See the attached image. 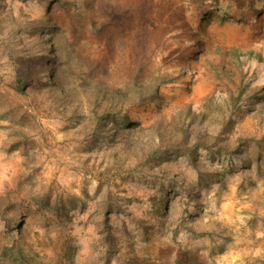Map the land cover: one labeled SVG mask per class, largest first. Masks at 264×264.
<instances>
[{
  "label": "rangeland",
  "instance_id": "rangeland-1",
  "mask_svg": "<svg viewBox=\"0 0 264 264\" xmlns=\"http://www.w3.org/2000/svg\"><path fill=\"white\" fill-rule=\"evenodd\" d=\"M0 264H264V0H0Z\"/></svg>",
  "mask_w": 264,
  "mask_h": 264
},
{
  "label": "trees",
  "instance_id": "trees-1",
  "mask_svg": "<svg viewBox=\"0 0 264 264\" xmlns=\"http://www.w3.org/2000/svg\"><path fill=\"white\" fill-rule=\"evenodd\" d=\"M231 95L233 94V92H230ZM213 99V98H211ZM211 99L206 100V104L209 103V101ZM207 106V105H206ZM191 105H185L179 108V115H187V114H192L194 115L195 113L191 111ZM236 107H233L230 109L229 115L227 114L226 118H227V122L226 124L231 123V118H232V113L235 111ZM206 109L205 107H203L201 109V111H199L198 116L202 117L203 115H206ZM160 130V129H159ZM161 132V131H158ZM159 135H161V133H159ZM209 135L207 133V131L205 129H203L202 131H200L196 136H195V142L193 143H189L190 142V136L189 134H187L186 130H184L183 128H181V134L179 137V143L171 145L174 146V149H179L184 153H193V151L195 149L198 148H203L205 150H208L209 152H218L220 151V149L224 148L222 145H219V147H212V145L209 143V139H208ZM218 137L215 138V140ZM170 146V148H171ZM220 148V149H219Z\"/></svg>",
  "mask_w": 264,
  "mask_h": 264
}]
</instances>
